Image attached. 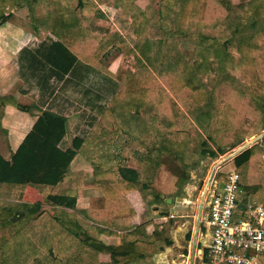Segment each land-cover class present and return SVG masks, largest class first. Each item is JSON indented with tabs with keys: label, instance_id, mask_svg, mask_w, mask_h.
I'll list each match as a JSON object with an SVG mask.
<instances>
[{
	"label": "trees",
	"instance_id": "obj_1",
	"mask_svg": "<svg viewBox=\"0 0 264 264\" xmlns=\"http://www.w3.org/2000/svg\"><path fill=\"white\" fill-rule=\"evenodd\" d=\"M21 1L26 2L34 26L45 25L52 37L35 46L23 48L16 60L18 77L25 86L39 92L36 102L31 106H22L14 103L11 98H0V109L11 105L21 112L32 113V110H36L40 113L12 160L7 161L0 155V186L23 188L31 185L40 192L48 193L49 187H57L65 181L75 157L81 151L84 143L82 139L85 138L84 132L83 135L79 132L75 136L70 135L71 121L81 113V117L88 116L84 111L86 106H92V109L104 106L93 103L94 98H90V95H93L94 90H89L90 88L84 95L87 98L80 100L68 98L64 94L60 99L57 90L61 89L64 92L85 90V83L91 74L96 79L100 78L101 86H98L96 91L98 100L107 93L115 102L124 104L135 114H140L142 109L154 110L156 107L157 113L165 118L164 121L172 130L186 115L198 116L199 122L204 123L207 128L214 122L217 132L215 135L208 134L207 138L213 144V148H207V142H203L200 154L204 157L218 159L225 155L228 149L235 148L264 131L263 30H255L251 35L239 40L238 67L245 80V89H241L232 77H227L219 82L213 94L204 84L197 82L194 67L180 57L161 71L160 79L149 66L145 65L136 73L119 70L113 74L109 70V63L115 61L120 54H114L105 64L103 59L116 41L104 43L98 37L74 33L72 28L79 17L70 13L65 18V7L59 4V1L56 2L58 8L42 22L36 18L33 8L35 3L43 0H0V28L14 17L15 10L21 7ZM135 1L131 0L130 3L129 0H123V3L128 5L132 15L138 14L134 17L135 21L139 23L140 29H144L147 15ZM232 9V0H184L175 19L178 27L176 34L188 33L195 26L210 28L222 23L230 18ZM263 10L264 0H260L253 16L257 17ZM53 17H56L57 21L52 26L47 25ZM166 34L172 35V32L168 31ZM121 48L124 55L131 53L128 46L121 45ZM140 50L149 61L150 47L147 45ZM202 55H204L202 64H207L210 57H207V54ZM197 68L200 71L201 65ZM130 111L126 114L123 109L115 107L110 111L106 110L104 116L112 117L116 123L122 119L118 118L119 116L128 115L134 118V113ZM68 136L73 139L72 148L65 147V139ZM161 137L162 142L156 144V151L162 154L157 165L159 168L165 167L169 173L163 188V193L168 196L178 163L182 161L186 170L188 168L187 161L180 152L189 146L190 136L173 131ZM236 166L245 196L264 205V138L241 153L236 158ZM95 169L94 183L85 184L79 178L78 182L83 188L101 189L104 197L92 199L91 207L84 215L95 222H104L108 225H114L116 218L123 217L122 222L130 221L135 212L133 209L129 212L125 210L124 205L127 204L125 196L140 187V191L145 194L143 195L145 201L149 200L146 193L150 191L149 185H141L142 177L132 170L121 169L119 178L118 173L114 171H103L98 167ZM217 179L225 182L226 177L218 174ZM149 194L153 199L149 206L155 212L154 202L158 199L152 192ZM47 199L55 207L75 209L77 204V197L68 195L48 193ZM41 206L40 202L25 206L0 204V224H5L10 218L36 216L42 210ZM158 214L169 216V212L165 210ZM202 232L204 236H208V231L206 228L204 230L203 226ZM190 237L189 233L187 240H190ZM203 242L200 243L199 249L205 247L203 261L207 264L206 241ZM138 248L137 243L134 248L122 252L117 248L104 247L111 253L113 262L117 257L123 256V264L144 262V255L140 254Z\"/></svg>",
	"mask_w": 264,
	"mask_h": 264
},
{
	"label": "rangeland",
	"instance_id": "obj_2",
	"mask_svg": "<svg viewBox=\"0 0 264 264\" xmlns=\"http://www.w3.org/2000/svg\"><path fill=\"white\" fill-rule=\"evenodd\" d=\"M57 1L65 7V18L70 13H74L75 16L77 15L79 17L72 28L74 33L79 35L83 34L87 37H98L104 43L116 41L115 45L110 47L106 57L103 59V63L105 64L110 61V58L114 54H120L116 61L109 63V70L112 72H118L120 70L136 73L145 65L149 66L154 71L156 77L160 79L161 71L169 64L175 63L176 59L180 57L185 63L194 67L197 82L204 84L213 94L216 92L219 82L227 77H232L241 89H245V80L238 67L239 40L244 36L251 35L255 30L260 29L264 31V10L257 17L253 16L260 0H232L233 9L228 20L210 28L195 26L188 33L181 35L176 34L178 27L175 24V19L181 11L182 1L184 0H136L135 3L137 2L139 8L144 10L147 15V22L144 29H140L139 23L135 21L134 17H137L138 14L132 15L128 5L123 3V0H43L34 4L33 12L36 18L44 22L48 15L58 8L56 5ZM81 1L83 2L82 4ZM129 2L131 3V0ZM20 4V9L15 10V15L10 20L8 31L11 29L16 32L19 29H24V32H31L34 35L37 32V28H35L29 17L30 10L26 7L25 1H21ZM56 21V17H53V19L47 22V25L52 26ZM43 26L45 28L37 26L42 30H39V35H37L38 33L36 34L39 39L34 40L33 43L48 40L52 37L48 28L45 25ZM168 31L172 32V35H167L166 33ZM1 38L2 41L6 39L4 35ZM33 39V37H30L28 41L30 40L31 42ZM5 42L6 45H9V41ZM121 45L128 46L131 53L124 55V50L121 48ZM147 45L150 47L148 55L150 58L149 61L140 50ZM5 50L0 49V54ZM202 54H207L206 56L210 57L207 64H202L204 57ZM200 65L201 68L199 69L201 70L199 71L197 67ZM6 76L9 77L8 74H5L4 79ZM98 86H101L100 78L96 79L91 74L90 79L85 83V90L78 89L77 91L70 90L67 92L61 89L57 90V96H60L58 97L60 99L62 98L61 95L64 94L68 98L80 100L81 98H87L84 95L87 94L86 90L90 88L89 90H94L93 95H90V98H94L93 103L104 106L103 108L96 106L95 109H92V106H86L84 111L87 112L88 116L81 117V113L79 117L77 116L75 120L73 119L70 135H76L79 131H83L85 138H92L95 128L100 127L98 125L104 128V121H115L112 117L107 118L104 116L106 110L110 111L115 105L118 107L125 106L124 104L115 102L113 97L107 93H104L98 100L96 95ZM15 88L12 90L15 91ZM0 90L10 92L11 88L4 90L1 88ZM22 92H27V94L32 96L37 94L36 90L27 86L25 89H22ZM128 110L130 111V109ZM134 116V118L128 115L121 116V121L132 124L142 123L143 121L148 122L150 120L153 124L163 123L168 126L164 121L165 118L157 113L156 107L154 110L142 109L140 114L134 113ZM79 123V126H82V128L78 126ZM179 124L185 130L192 128L195 139L194 141L191 140L188 151L185 150L183 152L184 159L187 161L186 165L189 166L187 170L183 166L185 179L184 187L180 193V201L183 202L180 211L181 215L184 214L189 217L185 218L187 227L182 231L184 238H182V248L178 252L179 255L183 256H178L177 259L181 260L182 264H191V262L194 264H205L203 261V249L205 247L201 250L202 253L197 255L193 254L192 244L197 230L199 209L203 204L202 202L208 189L206 186L207 188L205 187L204 190V186L206 185L209 174L212 170H214V174L216 171H222L220 173L222 175L223 172H229L230 170H223V166L233 164L230 163L232 162L231 160L234 161L241 154L240 151L245 146L251 145L249 147L251 148L253 145L261 142L260 140L255 143V140L259 136H263L264 138V131L251 139H247L241 145L228 149L227 153L218 159H211L203 157L200 154V150L203 142H207V148H213V144L207 138L208 134H216V124L213 122L212 126L207 128L204 123L199 122L198 116L192 115H186ZM89 125L91 126L90 128ZM83 132L80 135H83ZM182 133L189 135L185 131ZM4 135L0 131V148H6L7 146V140L3 139ZM103 137L106 138L105 136ZM245 150H243V153ZM179 163L182 164V161ZM232 169H236V167L233 165ZM78 178L80 179L81 177ZM78 178L73 183L75 185H73V188L79 187ZM173 187L174 184L172 183L171 189ZM13 188L0 186V204L25 206L40 202L42 204V212L36 215L39 217L27 216L23 219L10 218L5 224H0V264H76L73 257L76 261L78 258L81 259L79 255L81 250L80 243L76 242L70 248L73 251L69 252L66 248V243L63 240H54L51 234L55 232L56 228L52 221L59 223L65 220L66 218L64 216L67 213L64 212L66 211L55 207L47 199L48 193L40 192L36 187L25 186L23 188ZM68 188L70 189L72 187L69 186ZM69 189L66 190L68 191ZM58 192H62L61 188L54 190V193ZM184 199L189 202L192 201V203L189 204ZM246 199H249V197L244 194L243 200ZM38 219H40L38 221L39 225H35L34 222ZM189 233L191 237L190 240H187ZM199 233L201 234V232ZM185 252L188 254H185ZM82 260L83 264L87 263L84 258Z\"/></svg>",
	"mask_w": 264,
	"mask_h": 264
},
{
	"label": "crops",
	"instance_id": "obj_3",
	"mask_svg": "<svg viewBox=\"0 0 264 264\" xmlns=\"http://www.w3.org/2000/svg\"><path fill=\"white\" fill-rule=\"evenodd\" d=\"M9 23L10 21L0 28V49H6L0 54V89L2 88L4 90L6 88H11V91L0 90V98H11L14 103H18L22 106H31L36 102L39 92H37L35 96L22 92V89H25L26 86L17 75L18 68L16 60L23 48L35 46L40 43H33V41L39 39L36 34L42 29L35 26L37 32H35L34 35L31 32H24V29H19L16 32L11 29L8 31ZM3 35L6 38L5 41H9V45H6V42L2 41L1 37ZM37 35H39V33ZM30 37L34 38L31 42L30 40L28 41ZM112 73L116 74L117 71ZM5 74H8L9 77L6 76L4 79ZM13 88H15V91L12 90ZM115 107L118 106L115 105ZM118 108L123 109L126 114L129 113L125 106H119ZM39 114L40 113L36 110H32V113L21 112L11 105L0 109V131L3 132V135L5 134L3 139L7 140L6 148H0V155L5 160H12L13 155L24 141L26 135L35 125ZM71 125H73V120L70 123V130ZM79 125L80 123L78 126ZM98 126L100 127L95 128L92 138L82 139L84 143L81 151L75 157L71 165L70 174L65 181L57 187L48 188V193L52 195L77 197L75 209L57 207L58 209L66 211L64 213L67 214L64 216L66 219L59 223L52 221L56 227L55 232L51 233L53 239L59 241L63 240L69 252L73 251L70 250V248H72L76 242L80 243L81 250L79 255L81 259L78 258L76 261L73 257L76 264H83L82 258L87 261L86 264H123V256L117 257L116 261L113 262L111 253L104 249V247L117 248L122 252L127 251L131 247L134 248L136 243L139 246L138 250L140 254L144 255V262L139 264H182V261L178 260L177 257L183 256L179 255L178 252L182 248V238H184L182 231L187 227L185 218L189 217L184 214L181 215L180 211L183 205V202L180 201V193L184 187L185 170L183 165L179 163L174 177V187L171 189L170 194L166 196L163 193V187L169 178V173L165 170V167L159 168L157 165L162 154L156 151V144L162 142L161 136L173 131L175 133H182L185 131L191 137L190 142L191 140L194 141V131L192 128L185 130L180 124L175 130H172L163 123L153 124L150 120L148 122L143 121L142 123L132 124L121 120L115 123L113 120H110L104 121V128H102L101 125ZM79 127L82 128V126ZM100 131H102V133H100ZM82 132L83 131H79V134ZM108 142L110 145L107 144ZM72 145L73 139H70L69 136L66 137L65 147L72 148ZM188 147L185 150L188 151ZM184 151L180 152L183 157ZM236 158H233L234 167H237ZM231 161L230 163H233V160ZM96 167L103 171H114L118 173L119 178L121 169L132 170L140 175L142 177L140 184L149 185V192L155 194L157 197L156 199H158L154 202L155 212L149 206V202L153 200L149 192L146 191L149 195V200L145 201L143 197L145 194H143L140 191V187H138L125 196V201L127 202V204L124 205L125 210L129 212L130 209H133L135 212V216H133L130 221L122 222L123 217L116 218L114 225H108L104 222L98 223L87 218L84 213L91 207L92 199L103 198L104 193L99 188H83L80 187V184L79 187L73 188V183H75L78 177H81L80 179L85 184L94 183ZM223 167V170H230L233 168V164H227ZM213 171L214 170L209 174L204 190L206 186L209 190V184L214 176ZM2 186L13 188V186L10 185ZM69 186L72 188L69 189ZM58 188H61L62 192L54 193V190ZM66 189L69 190L67 191ZM184 201L189 204L192 203V201L189 202L186 199H184ZM203 207L200 206L199 209V213L202 209V218L204 216ZM162 210L168 211L169 216H164L163 214L159 215L158 213ZM40 212H42V210ZM40 212L38 214H40ZM39 220L40 219L35 221L34 224L39 225ZM61 224L62 226H60ZM199 232H201V234ZM202 241H206L207 245L209 243V237L204 236L202 226H200V230L198 231V228L196 230L195 239L192 244L193 254L199 255V253H202L201 249H199ZM196 242L197 245H195ZM191 264L194 263L191 262Z\"/></svg>",
	"mask_w": 264,
	"mask_h": 264
},
{
	"label": "built area",
	"instance_id": "obj_4",
	"mask_svg": "<svg viewBox=\"0 0 264 264\" xmlns=\"http://www.w3.org/2000/svg\"><path fill=\"white\" fill-rule=\"evenodd\" d=\"M221 172L214 174L203 207L207 264H264V205L243 200L237 167L223 172L225 182L217 179Z\"/></svg>",
	"mask_w": 264,
	"mask_h": 264
},
{
	"label": "water",
	"instance_id": "obj_5",
	"mask_svg": "<svg viewBox=\"0 0 264 264\" xmlns=\"http://www.w3.org/2000/svg\"><path fill=\"white\" fill-rule=\"evenodd\" d=\"M262 139H263V136H259L258 138H256L255 143H256V142H259V141L262 140ZM250 146H251V145L245 146V147L243 148V150H245V149H250V148H249ZM246 151H247V150H246ZM213 175H214V174H213ZM201 223H202V209L200 210V213H199V216H198V220H197V228H198V231L200 230ZM195 245H197V242H196Z\"/></svg>",
	"mask_w": 264,
	"mask_h": 264
},
{
	"label": "bare ground",
	"instance_id": "obj_6",
	"mask_svg": "<svg viewBox=\"0 0 264 264\" xmlns=\"http://www.w3.org/2000/svg\"><path fill=\"white\" fill-rule=\"evenodd\" d=\"M248 146V145H247ZM246 151V150H245ZM241 153H243V148H242V150L240 151ZM240 155V154H239ZM231 170V169H230ZM211 184V183H210ZM210 184H209V186H210ZM207 194H208V189H207V191H206V194H205V198H204V201H203V204H202V207L204 206V203L206 202V197H207ZM184 244V243H183ZM177 250V249H176Z\"/></svg>",
	"mask_w": 264,
	"mask_h": 264
}]
</instances>
